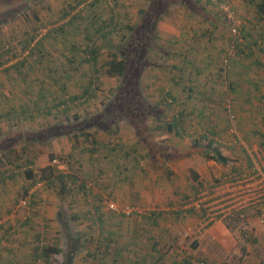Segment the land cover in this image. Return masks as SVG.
Returning <instances> with one entry per match:
<instances>
[{
  "label": "rangeland",
  "instance_id": "obj_1",
  "mask_svg": "<svg viewBox=\"0 0 264 264\" xmlns=\"http://www.w3.org/2000/svg\"><path fill=\"white\" fill-rule=\"evenodd\" d=\"M26 1L29 3L16 9L0 4V13L8 10L0 19V110L4 111L5 104H14L15 109L26 104L28 108L17 115L9 113L0 118V171L14 172L12 168L18 164L21 168L19 173L8 178L12 210L10 208V213L4 216L7 218L0 221V258H11L14 264H28L33 258V246L51 245L59 248V252L52 253L46 263L42 258H34L32 264H63L70 231L76 234L77 245L69 251L70 263L66 264H125L124 261L126 264H148L149 258L142 259L139 254L146 245L153 244V237L161 229L159 220L158 224L149 221L151 212L158 210L136 203L122 205L118 202L116 205L114 201L107 202L104 196L99 200L104 205L99 211L103 223L97 224L91 190L98 188L96 179L108 174L118 176L123 158H128L126 166L132 172V156L136 152L144 155L140 164L145 169L150 164L156 165L160 154H176L169 148L171 133L164 127L167 122L174 121V113L181 115L191 106L205 103V97L202 100L197 90H201L203 96L205 88L211 89L215 100L217 93L222 94L211 105L213 110H220L215 113L216 117L219 115L216 119L224 124L217 139L235 147L246 142L252 122L258 120V114L248 110L254 106L244 103L243 99L244 92H249L254 82L248 81L254 78L256 71L251 62L255 57H264V0H171L166 4H153L151 0H80L68 15L62 14L75 0ZM72 14L77 17L71 18ZM93 19L113 21L105 38L96 35L94 24H91ZM90 34L95 36L87 40ZM126 42H140L148 47L144 57L149 63L138 76L139 98H132L137 93L133 92L124 99H141L138 107L143 106L145 110L132 106V110L125 109L123 119L111 120L106 129L91 126L86 129L88 136L80 135L73 130L75 125L67 124L66 119L75 122L91 116L113 99L122 79L117 75L108 76L103 70L108 60L117 55L118 47ZM84 46H87L85 51ZM91 46L97 52L94 62L86 52ZM20 60H25L19 67L22 79L12 68ZM89 75L94 78L89 86L92 94L72 102L67 100L64 112L61 105H51L49 113L45 112V107H41L35 97L42 88L50 101L53 94L49 96L47 91L57 90L52 80H64L67 93L78 95ZM46 81H50L48 88H44ZM228 111L233 114V128ZM260 112L264 114V107ZM58 121L63 123L61 133L49 137L37 133L38 129ZM26 130L37 131L30 136L32 138L23 139ZM127 137L134 140L128 143ZM185 137L191 144L192 139ZM200 142L204 146L205 138H200ZM127 146L136 148L130 158L122 156ZM198 155L203 156L200 151ZM28 158L35 160L31 168L36 175L39 168L48 163L64 173L67 177L62 192H59L61 185L57 181L46 187L37 180L30 187L32 180L23 177V172L29 168L25 162ZM25 187L28 191L23 198L25 203L21 204L17 199ZM109 203L113 209L108 207ZM117 216H127L130 221L124 223V218ZM26 219L29 221L25 222ZM106 219L113 224H106ZM168 220L166 216L161 230L176 233V226L165 224ZM4 228L8 231L6 235ZM107 228L118 235L107 236ZM139 228L146 229L140 234V237L146 236V241L139 240L140 237L138 241L130 240L120 234L133 233ZM185 243L186 240L178 242V246H186ZM233 245L224 243L225 256L223 253L220 264H264V242L243 236ZM192 250L194 254L197 251L205 253L201 247ZM180 258L183 256H174L173 260L178 262Z\"/></svg>",
  "mask_w": 264,
  "mask_h": 264
},
{
  "label": "crops",
  "instance_id": "obj_2",
  "mask_svg": "<svg viewBox=\"0 0 264 264\" xmlns=\"http://www.w3.org/2000/svg\"><path fill=\"white\" fill-rule=\"evenodd\" d=\"M207 54L205 50V58H207ZM251 64L256 66L254 68L256 71L254 78L248 81L253 82L252 80H254V82L249 88V92H244L243 102L254 106L248 110H253L254 114H258V120L252 122L253 124L248 130V137H245L247 138L246 142L242 143V146L235 147L217 139L216 136L222 131L224 124H220V121L216 119L219 115L216 117L215 113H220V110H213L214 107L211 105L217 102L222 94L219 92L216 94V100L212 99L211 89L205 88V95H200L202 100L205 97V103L191 106L187 112H182L181 115L173 114L177 129L174 133L169 132L171 136H169L168 142L169 148L175 150L176 154H160L158 159L155 158L157 160H155L156 165H152L150 162L149 167L145 169L140 164L144 155L140 152L137 153L136 148L131 149L127 146L125 152L122 153L123 157L130 158V153L134 150L136 152L132 156L134 159L133 173L131 169H127L128 158H123L118 176L108 174L105 178L96 179L98 188L91 190V197L93 198L91 203L92 209L97 212L95 217L97 224L98 222L103 223L101 220L102 212L99 211H102L101 207L104 205L99 203V200L105 196V199H108L107 202L114 201L113 203L116 205L118 202H122V205L124 203H136L144 207L152 206V209L158 211H152V218H147L150 224H158L159 220L162 229V221L167 216L169 220L165 224L177 227L176 233L160 229L159 233L153 237L155 239L153 244L145 246L143 253L139 255H142V259L149 258L148 264H194L193 261H202L204 264H220L221 258L225 256V242L234 246L233 243L236 242V239L241 240L245 233L248 234L246 238H253L256 242H264V224H259L256 221L254 211L247 210V216L244 219H239L235 214H229L226 217H214L208 221L203 209L198 210L189 203L202 186L209 185L218 179L232 178L231 174L246 176L258 173L261 168H264V114L260 112V109L264 107V57L253 58ZM207 77L210 76H205V78ZM230 80L233 81L234 78ZM241 85H244L243 81H241ZM234 88L233 91H235ZM196 96L198 95L196 94ZM185 136L192 139L191 144L186 142ZM184 138L185 140H183ZM200 138H205L204 146H202ZM126 139L128 143L134 140L132 137ZM199 151L202 152L203 156H196ZM218 154L224 159V162L209 157V155L216 156ZM25 162L28 164V169L32 167L31 165H35L33 163L35 160L32 158H28ZM18 165L12 168L14 172L0 171V221L7 218H4L7 216V212L10 213L11 193L8 178L15 172H20L21 168ZM27 170L23 172L24 179H28L25 175ZM4 181L7 182L4 184ZM30 194L29 197H32ZM23 198L18 199V202L23 200L25 203ZM167 207L173 208V210L168 211L166 210ZM107 215L112 216L113 214L108 213ZM117 217L122 218L123 216ZM123 218L124 223L130 221L127 216ZM117 221L122 220L117 219ZM120 223L123 224V221ZM106 224L112 225L113 222L106 219ZM134 225H138V223ZM144 230L146 229L139 228L133 233L127 231L120 234L123 237L124 235L127 236L130 240L138 241L140 234L146 232ZM112 234L118 235V233L107 228L106 235L112 237ZM148 235L150 236V233ZM106 239L108 238L106 237ZM139 240L146 241V236H141ZM183 240H186V246H178V242ZM134 247L136 246L134 245ZM200 247L205 249V253L202 255L197 251L194 254L192 249H200ZM174 256H183V258L175 262ZM165 257L168 258L167 261L164 259ZM124 262L126 264V261Z\"/></svg>",
  "mask_w": 264,
  "mask_h": 264
},
{
  "label": "trees",
  "instance_id": "obj_3",
  "mask_svg": "<svg viewBox=\"0 0 264 264\" xmlns=\"http://www.w3.org/2000/svg\"><path fill=\"white\" fill-rule=\"evenodd\" d=\"M21 0H0V4L6 5V8H9L10 5H12L14 7V9L16 8H22L24 7L27 3H29L28 1L25 0V2H21L22 5L20 4ZM171 0H151V3H158V2H164L169 3ZM80 2V0H75L74 5H69L65 8V10H67V12L63 13L62 15H68V11H71L78 3ZM19 3V5L17 6L16 4ZM163 3V4H164ZM152 4V5H153ZM5 9V8H4ZM7 10V9H6ZM8 11V10H7ZM7 11H3L0 13V19L3 18L4 14H8ZM75 15V16H74ZM36 15H34L35 17ZM77 17L76 14H72L71 18ZM60 18V17H59ZM94 18V17H93ZM96 18V17H95ZM97 19V18H96ZM93 19L92 21H94V29H95V33L96 35H98L99 37L105 38L107 35V33L110 32V30L112 29V27L110 26V22H103L102 21H98ZM108 26V27H107ZM131 31L133 32L132 34H134V29L132 28ZM131 34V35H132ZM95 36V34H93ZM92 34L87 35L86 38L87 40H91ZM31 39V38H30ZM128 39H131V42L133 41L131 37H129ZM29 41V40H28ZM24 43V42H23ZM36 44H40L35 42ZM129 43V42H128ZM126 42V44H122V47H118V51L117 55H113L112 59L108 60V63L106 64V68L103 70V72L105 74H107L108 76H113V75H117V77H121L122 82L120 83V87H118L117 93L114 95V97H112L113 99L106 103V105H104L100 110H98L96 113H93V115L91 116H85L84 118H82L79 121H75V122H69V119L67 120V124L71 123L74 124L75 128H73V130H76L77 133H79L80 135H84V136H88L89 132L86 131V129L88 127H95V128H102V129H106L107 125L110 123V121L115 120V119H123V116L125 114V109L129 108L132 110V106H137L140 103L141 99H137L134 101V99L132 98H137L139 92H138V82H139V74L140 71L142 70V68H144L149 62L148 60L144 57V53L147 50V45L145 46L144 44H139V43H135V44H128ZM129 46V47H128ZM150 47V45H149ZM87 48V46H84V50L85 51ZM79 51V49H78ZM87 55L88 58L90 60H92L94 62L95 60V56H96V51L94 47H89V49H87ZM84 61H87V59H85ZM25 60H20L19 62H17L15 65L13 64V69L16 70V72L18 73V75H20V79H22L23 75L22 72L20 70V66H22L24 64ZM151 64V63H150ZM0 65H2V62L0 61ZM10 67V66H9ZM4 69H8V68H4ZM65 70H63V75L65 76L64 73ZM94 72H98L97 70H94ZM88 81L87 84L85 86L82 87V91L78 94V95H72V94H68L67 90H66V82H59L58 80H52L51 82H53V84L56 85L57 90L53 93H49L47 91V93L49 94V96L52 95V97H50V101L47 98L46 95V91L43 93L42 88L39 89L37 95L35 96L36 99H38L40 101V105L41 107H45L44 110L45 112L49 113V106H62V111L64 112L66 110V106L64 105L65 102L68 101H74L76 99L82 98L83 96H87L88 94H92V92H90L89 86L90 84H92V79L94 80V78H92L91 75L88 76ZM91 77V78H90ZM65 79H68L65 76ZM50 85V81H46L45 87L44 88H48V86ZM130 89H132L130 91ZM133 92H137L134 93L136 94L135 96H133L132 98H129L127 100L125 96L133 93ZM197 92L202 95V91L201 90H197ZM56 94V95H54ZM168 95H170V93H167ZM131 95V94H130ZM84 98V97H83ZM139 98V96H138ZM42 99V100H41ZM52 100V104H50ZM5 109L1 106L3 110H0V118L4 117L6 115H8L9 113H12L14 115H17V113H21L23 110L28 109L27 105H23L19 107V109H15L14 104H5ZM144 111L145 107L140 106L138 107L139 109H141ZM137 108V109H138ZM142 112V111H139ZM128 113V112H126ZM126 115V114H125ZM76 119H78L75 116ZM54 123V122H53ZM63 123H60V121H58V123H55L53 125H57V126H53V125H47L43 128H41L40 130L38 129L39 132L37 133H41V134H46L48 137L51 135H56L59 134L61 132H59L60 128L62 127ZM165 130L167 132H175L177 129V125L175 123V120L173 122H167L166 126L164 127ZM37 130H26L24 134H22L23 139H28L30 136H32L33 133H35ZM32 138V137H30ZM38 139V138H35ZM53 156L51 155L49 158H52ZM210 158H215L220 162H224V159L218 154L216 156H211L209 155ZM26 177L31 179L32 182L30 183V187L31 185H33L37 180L38 181H42L44 182V184L46 185H51L53 182H56L58 184L61 185V187L59 188V192H62V188H63V184L65 183V178L67 177L64 173L58 172L52 165H50L49 163L47 165H45L44 167L39 168V172L36 175V173H34L31 169L27 170L25 173ZM29 187V188H30ZM23 193L21 194V196L19 198H23L26 195V192L28 190L27 187L23 188ZM18 198V199H19ZM17 199V200H18ZM29 220L26 219L25 222H28ZM5 229V234H7L6 232V228ZM67 244H66V253L64 254L65 256V262L63 264L66 263H70V256H69V251L71 249H74L75 246L77 245L76 241V234L68 231V235H67ZM33 254H32V260L30 261V263L28 264H32L34 261V258H42V260L46 263L49 259L52 253H58L59 252V248H54L51 245H45V246H41L39 247L38 244H36L35 246H33L32 248ZM94 256V255H93ZM95 257V256H94ZM96 259V258H95ZM0 264H14V262L11 260V258H6V260H1L0 258ZM61 264V263H59Z\"/></svg>",
  "mask_w": 264,
  "mask_h": 264
},
{
  "label": "built area",
  "instance_id": "obj_4",
  "mask_svg": "<svg viewBox=\"0 0 264 264\" xmlns=\"http://www.w3.org/2000/svg\"><path fill=\"white\" fill-rule=\"evenodd\" d=\"M232 30L234 31V27ZM228 118L233 128V114L230 111H228ZM52 161L56 162L55 159ZM231 177L218 179L209 185L202 186L189 203L198 210L203 209L208 221L214 217L223 218L229 214H235L239 219H244L247 216V210L250 209L254 211L256 221L264 224V168L251 175L231 174ZM20 203L24 204V201L21 200ZM108 207L113 209L111 203ZM125 209H127L126 212L129 211V208ZM243 236L247 237L248 234L245 233ZM193 263L204 264L202 261H193Z\"/></svg>",
  "mask_w": 264,
  "mask_h": 264
}]
</instances>
